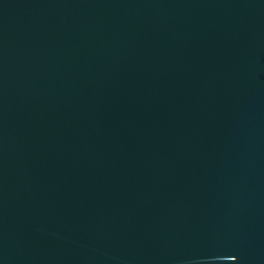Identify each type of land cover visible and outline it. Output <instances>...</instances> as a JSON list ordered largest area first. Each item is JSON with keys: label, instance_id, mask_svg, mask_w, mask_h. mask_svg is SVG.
I'll list each match as a JSON object with an SVG mask.
<instances>
[{"label": "water", "instance_id": "1", "mask_svg": "<svg viewBox=\"0 0 264 264\" xmlns=\"http://www.w3.org/2000/svg\"><path fill=\"white\" fill-rule=\"evenodd\" d=\"M0 264H264V0H0Z\"/></svg>", "mask_w": 264, "mask_h": 264}]
</instances>
